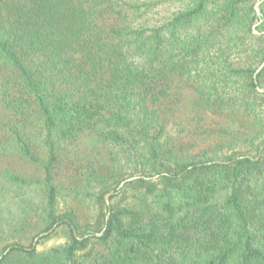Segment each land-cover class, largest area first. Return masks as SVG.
I'll use <instances>...</instances> for the list:
<instances>
[{"label": "trees", "instance_id": "trees-1", "mask_svg": "<svg viewBox=\"0 0 264 264\" xmlns=\"http://www.w3.org/2000/svg\"><path fill=\"white\" fill-rule=\"evenodd\" d=\"M256 1L0 0V264H264Z\"/></svg>", "mask_w": 264, "mask_h": 264}, {"label": "rangeland", "instance_id": "rangeland-1", "mask_svg": "<svg viewBox=\"0 0 264 264\" xmlns=\"http://www.w3.org/2000/svg\"><path fill=\"white\" fill-rule=\"evenodd\" d=\"M258 1V0H257ZM256 1V2H257ZM27 196L29 197L30 194L28 193ZM20 197H18L14 192L6 193L4 197L0 200V238L6 239L4 232L7 230V226L15 222L14 215L15 213L19 212L20 208ZM31 199L36 201V197L32 196ZM109 201V198H108ZM18 209V210H17ZM45 236V235H44ZM63 237L55 236L51 237L43 242L38 249H45L49 248L55 244L60 243L63 241Z\"/></svg>", "mask_w": 264, "mask_h": 264}, {"label": "water", "instance_id": "water-1", "mask_svg": "<svg viewBox=\"0 0 264 264\" xmlns=\"http://www.w3.org/2000/svg\"><path fill=\"white\" fill-rule=\"evenodd\" d=\"M259 4H260V0H258V1L255 3V7H254L255 12H256V16H257L258 18L261 17V13H260V10H259ZM259 23H260V21H257L255 25H258ZM263 66H264V61H263L262 64L258 67V69L256 70V72H255V74H254V80H255V81H256V76H257V74L259 73V71L262 69ZM258 91L263 92L264 89H258ZM263 148H264V145L260 147V151H261ZM215 162H216V163H220V161H215ZM137 178H138V177H131V178H128V179H126L125 181H123L122 183H120L119 187L123 186L124 183L129 182V181H132V180L137 179ZM142 178H143V177H142ZM110 194H112V193H109V194L105 195V201H106V204H107V205H108V203H109V202H108V198H109ZM54 228H55V227H54ZM51 231H52V230H50V231H48V232H45V233H42L40 236H44V235L48 234V233L51 232ZM36 241H37V238L34 240V245H35V242H36Z\"/></svg>", "mask_w": 264, "mask_h": 264}]
</instances>
